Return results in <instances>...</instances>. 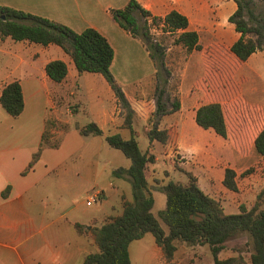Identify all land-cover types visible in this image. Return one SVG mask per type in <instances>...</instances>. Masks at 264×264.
I'll return each mask as SVG.
<instances>
[{"label":"crops","instance_id":"0c3cea01","mask_svg":"<svg viewBox=\"0 0 264 264\" xmlns=\"http://www.w3.org/2000/svg\"><path fill=\"white\" fill-rule=\"evenodd\" d=\"M130 1L0 0V7L52 20L77 33L94 28L107 38L115 52L111 67L114 78L118 84L123 85L121 88L127 96V93L132 91L142 92L140 97L144 99V105L138 110L135 107L137 113L133 120V130L138 141L144 140V148L141 150L150 151L156 158L147 171L150 185L169 181L186 184L188 179L185 173H191L197 178L198 186L205 194L219 200L211 191L224 187L226 169L231 168L237 174L239 191L232 192L224 188L229 191L230 197L235 196L241 202L236 201L238 203L232 207L231 201L226 204L225 199H222L221 204L225 212L237 214L240 205L253 207L258 193L264 188V156L255 150V140L264 129V51H258L246 62H241L244 66L237 78L248 82L223 87L230 91L231 95L219 100L218 74L222 71L218 70V64L210 68L206 65L210 58L218 62V52L239 61L230 51L241 36L229 21L237 11L235 1L136 0L152 15L151 19H164L172 11L186 16L189 20L188 31L198 33L202 46V50L186 54L184 66L179 70L180 110L163 116L159 121V129L168 130L170 133V143L165 145L150 143L147 135L152 127L149 119L156 110L153 100L148 101L146 98L149 95L146 94L149 83L154 84V62L143 43L121 28L110 13L111 10L125 8ZM137 41L140 45H137ZM134 46L143 58V50L145 51V56L149 57L147 60L152 66L148 73H142L140 78L130 80L129 72L125 68L129 63L125 62L124 57L132 56L130 48ZM56 60L64 61L68 67V75L61 83L52 81L45 70L48 63ZM207 76L213 77L214 87L208 85L206 78L203 79ZM82 80L85 83H81ZM201 80L202 86L198 90L195 89V85ZM14 81L21 84L25 107L18 117L10 116L0 107V264H85L86 257L96 253L98 249L93 238L89 240L84 234L80 235L75 224L90 228L99 226L108 217L120 215L123 198L132 201L131 184L122 178L110 183L113 194L117 196V202L107 214L92 216L87 222L66 221L73 207L62 208L59 199L63 185L62 164L71 155V152L67 153L68 141H64L60 149H44L34 169L25 176L22 173L40 146L47 119L54 118L59 123V113L65 109L67 119L62 121L68 126V131L64 133L65 140L70 133L80 134L77 126L87 125L79 122L80 114L86 113V110L81 99L77 98L84 86L90 99V109H96L90 123L97 124L105 135L121 134L125 139L130 137V130L125 127L123 118L119 116L121 108L116 106L115 94L106 79L100 74H79L70 55L57 45L43 46L0 37V95L4 87ZM126 84L129 87H126ZM223 88L220 89L221 93ZM155 89L156 87L153 91ZM211 94L213 98L210 99ZM104 95L110 98V107L103 105ZM211 102H219L223 106L228 126L227 139L221 138L212 130L202 129L196 123L198 108ZM88 138H92L91 141L97 145L95 153H92L93 157L100 151L104 152L103 157L107 160L103 161L101 172H105L113 164L110 160V150L98 148V144L103 145L105 139L98 136ZM174 149H177L175 153ZM173 154L181 158L179 167H176ZM130 165L129 159H121L113 171L121 167L128 168ZM251 167L255 169L254 172L239 182L240 176ZM56 171L60 172V180L47 181ZM96 171H100L99 166ZM8 186L11 187L9 196L3 198L2 193ZM52 189H55L54 196ZM97 192L104 194L102 202H99V213L105 210L109 197L104 188ZM157 192L153 193L154 199ZM225 192L224 194H227V191ZM164 201L166 208V200ZM73 202L72 200L71 203ZM96 204L86 206L91 208ZM158 214L159 212L154 213L155 216ZM163 227L166 231L167 228ZM151 240L146 254L142 255L141 260L135 255V260L141 264H167L164 251L156 243L155 237L152 236ZM138 241L132 242L129 247L131 264H134L133 244ZM182 247L191 251L193 257L196 247L210 252L207 246L190 247L178 243L173 258ZM231 256H234L232 252L224 250L219 258ZM171 261L175 264L174 260Z\"/></svg>","mask_w":264,"mask_h":264},{"label":"trees","instance_id":"16d2710c","mask_svg":"<svg viewBox=\"0 0 264 264\" xmlns=\"http://www.w3.org/2000/svg\"><path fill=\"white\" fill-rule=\"evenodd\" d=\"M237 11L230 17V23L240 33L239 40L231 47V53L240 61L246 62L254 53L264 51V16L257 15L243 0H234ZM264 2V0H259ZM110 13L131 37L139 39L149 53L155 66L156 110L149 122L152 127L148 132L150 143L162 145L170 143L168 130L159 129L160 119L180 110L179 99L166 96L165 88L169 85L171 72L165 64V49L149 33L148 22L152 15L136 0ZM151 25H162L163 31L177 34L176 45H183L188 52L202 50L197 32L188 31L189 20L177 11H172L164 19L153 18ZM143 21V23H142ZM0 36L10 37L16 42L28 41L43 46L57 45L72 58L79 74L91 73L102 75L113 90L118 102L128 109L125 127L130 130V137L121 134H106L95 123L78 127L82 136L104 137L111 149L118 150L130 160L128 168L113 171L116 178L127 180L132 187V201L122 200L120 215L106 218L99 226H94L92 238L98 251L86 257L85 264H131L130 244L152 234L168 261L177 250V244L190 247L207 246L210 249L213 264H264V188L258 193L253 207L240 205L239 213L227 214L219 200L205 194L198 186L197 178L185 173L186 184L169 181L164 184L150 185L147 179L149 166L156 161L150 151L143 152L133 130L134 111L121 86L114 78L111 67L115 52L109 41L94 28H87L77 33L71 28L52 20L25 12L0 7ZM47 76L55 83H61L68 75L64 61L56 60L47 64ZM169 106L171 108L169 109ZM0 107L10 116H20L25 107L21 84L14 81L4 87L0 95ZM196 123L204 130H212L223 139L228 138V126L221 103L211 102L200 106L196 112ZM57 120L47 119L42 141L22 175H27L40 160L46 148L57 149L60 143H53V127ZM64 131H68L65 125ZM255 150L264 156V129L255 140ZM177 149H174V153ZM237 174L227 168L223 185L232 192H238ZM11 191L8 186L2 193L7 198ZM161 192L166 196V208L153 213L155 199L153 193ZM168 231L166 233L164 227ZM80 235L85 227L75 224ZM243 239L229 248L233 241ZM229 249L234 256L220 259L222 251ZM248 254V259L242 255ZM239 255V256H238Z\"/></svg>","mask_w":264,"mask_h":264},{"label":"rangeland","instance_id":"374dc122","mask_svg":"<svg viewBox=\"0 0 264 264\" xmlns=\"http://www.w3.org/2000/svg\"><path fill=\"white\" fill-rule=\"evenodd\" d=\"M243 2L247 5L248 7L252 8L257 15L264 16V2L259 1V0H243ZM143 23V21H142ZM152 22H148V29L149 33L152 36L153 39L157 40L159 43L162 44V46L165 49V64L169 71L171 72V77H170V82L169 85L165 88L166 91V96L162 98L163 102H166V98L169 96L171 101L170 105L173 102V100H177L178 98V91L179 87L181 84V74H180V68L184 66V60L185 56L188 53L186 48L183 45H176L175 40L177 39L178 35L177 34H169L167 32L163 31L162 25H151ZM154 29H157L155 31ZM1 37V36H0ZM139 40V39H136ZM137 45H140V42H136ZM132 52L131 57H124L125 62H128V66L125 65V68H127V72H129L128 77L130 80H136L140 78L143 74L148 73V70H150L151 66L149 63V57L145 56V51L143 50L144 53V58L139 55L138 50L136 49V46L130 48ZM142 50V49H141ZM140 50V53L142 54V51ZM147 55V54H146ZM215 64H218V70H221L222 73L218 74V100L224 97H230L231 92L226 91L224 88L227 86L230 87V85L238 86L240 83H247V80H238L237 74L242 73V68L244 64H242L239 61L230 59L227 57L224 53L218 52V62L212 60L211 58L206 61V65L208 68L215 66ZM120 68V66L117 68V70ZM206 78L208 81V85L210 87H214V82H213V77L212 76H207L203 77V79ZM240 78V77H239ZM81 83H85L84 80H82ZM119 85L122 87L119 83ZM202 86V80L195 85V89H200ZM126 87H129V85ZM154 87H156V81L154 79V84L152 85L149 83L147 87V100L153 102L156 105V95L155 91H153ZM221 87L224 89L223 93L220 92ZM86 90L85 86L81 90V92L78 94V99H81V102L84 106V110H86V113H82L79 116V122L81 124H89L92 120V115L96 111V109H90V99L89 96L86 95ZM128 96H126V100L130 105L131 110L134 111V119L137 113L138 109H141L140 106H143L144 101L143 98L140 97L142 95V92H137V91H132L127 93ZM212 95V94H211ZM116 97V96H115ZM145 98V100H146ZM210 99L213 98V95L209 97ZM146 100V101H147ZM103 105L106 107L111 106V101L110 98L107 95L103 96L102 99ZM66 104V101H65ZM146 104V103H145ZM82 106V107H83ZM116 106L121 108V112L119 113V116L123 118L124 120V125L126 121V116H127V111L128 109L125 108L124 104L118 102L116 98ZM137 110H136V108ZM72 108H74L72 106ZM171 106H169V109ZM72 110V109H71ZM65 113V109L63 108L60 113H59V124L56 125V127H53L51 132L54 135L53 136V143H60L59 148H62L64 141H68V144H66L67 148V153L71 152V155L68 156L64 163L62 164V173H63V185L62 187V194L60 195L59 203L62 208H67L73 207L71 213L66 218V221H85L87 222L89 218L92 216H99L101 213L102 214H107L110 212V209L112 206L116 205L117 202V196L116 194H113V187H111L110 183L115 182L118 178H116L113 175V168L117 166L120 162L121 159H126L124 154L118 150L111 149L108 144L104 141L103 145L98 144V148L101 149L104 147V149L110 150V160L112 161V166L108 169H106L105 172H101L103 168V161L107 160L106 157H103L104 152L100 151L96 153L95 157H93L92 153L97 149V145L95 142L91 141L92 138H88L85 136H82L81 134L77 133L76 134H69L65 140V134L64 127L65 124L62 122L65 119H67ZM52 120H55L54 118H51ZM91 119V120H90ZM133 119V120H134ZM56 121V120H55ZM148 125H150L148 123ZM151 127V125H150ZM139 140V139H138ZM141 148H144V140L141 139L140 141ZM95 153V152H94ZM173 159L176 161V167H179L178 162L180 161V156L177 154L172 155ZM104 158V159H103ZM100 161V163H99ZM99 166L100 171H96V168ZM167 168V167H166ZM170 168V167H168ZM43 170V169H42ZM254 168H249L246 172H244L240 178L239 182L243 180L245 176H249L252 172H254ZM39 173V172H38ZM111 173V174H110ZM60 172H53L51 176L48 177L47 181L50 180H60ZM242 186V185H241ZM104 188L106 190V195L109 197V200L107 204L105 205V210L100 211L98 213V208L100 203L103 200V192H100V196L98 199V202L95 206L89 208L86 206V202L89 196L96 194V192L100 189ZM54 191L55 189H52V196H54ZM225 191H227V194ZM239 191V190H238ZM211 193L214 195V197L218 198L219 201L225 199L224 202L228 204L229 201H231L232 207H234L240 199H236L235 196L230 197L231 195L228 190H226L223 186L217 187L215 191H211ZM58 194V193H57ZM110 195V196H109ZM166 196L163 193H155V200L156 204L154 207V213H158L162 210L165 209V201ZM74 201L71 203V201ZM248 201V199H246ZM167 201V200H166ZM94 228H85L84 235L87 237L89 240L92 238V232ZM167 231V230H166ZM167 233V232H166ZM152 234H147L142 238V240H139L138 242H135L133 244V257H134V264H141L140 262L137 263L135 260V255L138 257V260H141V257L143 254H146V251H148L149 245L152 243ZM236 243L241 244L243 243V239L240 238L239 240L233 241L229 244V248L234 246ZM134 245H136L134 247ZM226 252H230L229 249L226 250ZM195 255L193 257L191 251H187L184 247H182L179 252L175 255V257L171 260L175 261V264H212V257L211 253L207 251L206 249L204 250L202 247H196L194 252ZM245 259H248V254L244 252L242 254ZM239 256V255H238ZM172 261L167 260V264H172Z\"/></svg>","mask_w":264,"mask_h":264},{"label":"built area","instance_id":"2783aa9c","mask_svg":"<svg viewBox=\"0 0 264 264\" xmlns=\"http://www.w3.org/2000/svg\"><path fill=\"white\" fill-rule=\"evenodd\" d=\"M154 30L157 31V29H154ZM99 196H100V192H97L96 194L89 196L88 199H87L86 205L87 206H92L95 203H97L98 199H99Z\"/></svg>","mask_w":264,"mask_h":264}]
</instances>
